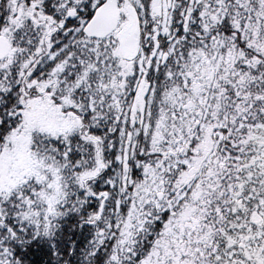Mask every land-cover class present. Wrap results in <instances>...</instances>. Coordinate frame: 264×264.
<instances>
[{
  "label": "snow or ice",
  "instance_id": "obj_1",
  "mask_svg": "<svg viewBox=\"0 0 264 264\" xmlns=\"http://www.w3.org/2000/svg\"><path fill=\"white\" fill-rule=\"evenodd\" d=\"M0 264H264V0H0Z\"/></svg>",
  "mask_w": 264,
  "mask_h": 264
}]
</instances>
